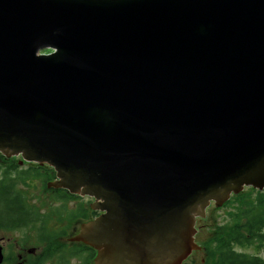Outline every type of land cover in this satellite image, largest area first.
Here are the masks:
<instances>
[{"label": "water", "instance_id": "95a60500", "mask_svg": "<svg viewBox=\"0 0 264 264\" xmlns=\"http://www.w3.org/2000/svg\"><path fill=\"white\" fill-rule=\"evenodd\" d=\"M0 149L106 212L58 243L182 264L210 202L264 190V0H0Z\"/></svg>", "mask_w": 264, "mask_h": 264}, {"label": "trees", "instance_id": "16d2710c", "mask_svg": "<svg viewBox=\"0 0 264 264\" xmlns=\"http://www.w3.org/2000/svg\"><path fill=\"white\" fill-rule=\"evenodd\" d=\"M54 168L47 166L24 167L16 161L0 162V229L20 230L23 232L19 242L21 245L28 242V232L37 227V235L41 243L50 242L54 251L42 254L44 259H51L54 264H68L74 257L72 248L61 249L56 241L59 232H49L50 216L45 212H39L38 208L32 206L27 200L24 191L18 189L19 182L27 183L30 179H45L48 185L54 179ZM28 181V182H29ZM48 182V183H47ZM47 192L59 203L55 207V213L62 216L67 210L66 204L72 199H77L62 189L44 187ZM68 194V195H67ZM226 206H233L229 212L228 219L223 221L215 230V239L208 244L211 252L206 257L207 264H264V256L260 254H249L241 251L238 247H253L261 249L264 247V190L252 188L249 191H241L235 194L225 203ZM69 211V222L87 215V206L79 202L77 206ZM63 222V220H60ZM67 247V248H66ZM62 250H67L62 252ZM91 254L86 264L95 256V250L91 248ZM30 264V263H29ZM84 264V263H81Z\"/></svg>", "mask_w": 264, "mask_h": 264}, {"label": "rangeland", "instance_id": "374dc122", "mask_svg": "<svg viewBox=\"0 0 264 264\" xmlns=\"http://www.w3.org/2000/svg\"><path fill=\"white\" fill-rule=\"evenodd\" d=\"M53 49L46 48L41 49L40 54L42 53H51ZM19 161L23 160L22 156L20 154L17 155V157L14 159L13 157H9L6 159L5 154H3L2 149H0V162L1 161ZM26 165H29L25 162ZM57 179V178H56ZM27 180V183L19 182V185H17L18 189L22 192L24 191V194L26 195L27 200L30 202V204L36 208H38L39 212H45L50 216L49 225L47 227V233L48 230L51 229L52 231L49 232H61L62 230H66V237H69L71 234L72 228H78L79 225H75V221L69 222L68 216H69V209L72 207H75L76 204H72L68 202L66 204L67 210H65L64 214L60 216L59 214L55 213V207L59 205L60 202L56 201L55 198L52 197V194L50 192H47L44 187H52L46 184L45 179H35V180ZM44 182V183H43ZM252 186H245L242 191H249ZM257 189V188H255ZM235 194L232 192L229 196V199L234 196ZM92 197V196H91ZM80 202H82L83 205L85 203L87 204L88 201L85 199H80ZM226 203V202H225ZM224 203V205H225ZM90 206V205H89ZM226 206V205H225ZM214 202H210V204L206 207V215L207 218H202L200 216L195 217V227L198 229V232L194 235L193 241L194 242H200L201 247L198 249H194L191 253V255L184 260L182 264H202V259H205L204 256H207L208 253L211 252L210 247H208V244H211L212 241L214 242V239L216 237L215 230L220 225H222L225 221L228 219L229 212L234 211L233 206H226L223 208V204L217 209ZM91 210V209H90ZM104 213V211H103ZM60 220H63L61 222ZM38 229L37 227L32 228L28 232V242L24 243V245H21L19 240L23 236V232L20 230H1L0 229V246L3 247V251L5 249V260L2 264H17L20 262V264H29V262L25 261L24 257L22 260L19 259V256H27L26 249L31 251V255L34 257L41 255L42 251L45 248V243H41L39 241L38 233L36 231ZM65 237V236H64ZM58 240V239H56ZM6 247V248H5ZM239 250L247 252L249 254H260L264 256V247L261 249L255 248L252 246L250 247H238ZM207 251V252H206ZM204 253V254H203ZM21 256V257H22ZM34 257L32 260H34ZM96 258V257H95ZM202 258V259H201ZM53 262L51 259L46 260V262H42L41 264H52ZM205 263L206 260H205ZM68 264H80L78 259H71Z\"/></svg>", "mask_w": 264, "mask_h": 264}, {"label": "flooded vegetation", "instance_id": "af4514ba", "mask_svg": "<svg viewBox=\"0 0 264 264\" xmlns=\"http://www.w3.org/2000/svg\"><path fill=\"white\" fill-rule=\"evenodd\" d=\"M22 157H23V154H20ZM8 159V158H7ZM11 161H13V160H8V162H11ZM20 161V160H19ZM15 162V161H14ZM26 162V161H25ZM20 163V162H19ZM30 164H33V162H29ZM21 164H22V162H21ZM45 166H47V164H44ZM28 167L29 166H32V165H27ZM47 167H49V166H47ZM50 168V167H49ZM55 173H56V171H55ZM68 191V190H67ZM68 192H70V191H68ZM71 193V192H70ZM77 194V193H76ZM68 195V194H67ZM76 197H77V199H72V200H70L69 202L70 203H72V204H76L75 206H77L78 205V203L80 202L79 200H80V198L81 199H85L86 201H88V203L86 204V206H87V215H86V217H82V218H79V219H83V220H86V221H88V220H92L93 218H95L96 216H99V215H101L102 213H103V210H101L100 208L98 209L97 208V204H98V202H96V200H95V198L92 196H90V195H81V194H77V195H75ZM60 202V204H62L63 202H61V201H59ZM90 205V206H89ZM220 205V204H219ZM226 206L223 204V208H225ZM73 208V207H72ZM91 209V210H90ZM200 211H202V210H200ZM199 211V212H200ZM105 212V211H104ZM203 212H204V210H203ZM197 216H199V215H197ZM76 220V219H75ZM64 236L66 237V230L64 229V230H62L61 232H59L58 233V235L56 236L57 237V239H60V238H64ZM1 240V239H0ZM59 244L61 245V249L62 248H65V245L66 246H68V248H72V251H73V255H74V257L73 258H75V259H78L79 260V262H80V264L81 263H84V264H86V262H87V258L89 257V255L91 254L90 252H91V248H93L94 250H95V256L93 257V259L89 262V264H92V262L94 261V259H95V257H96V255H97V250L93 247V246H91V245H89L88 243H85V242H83V243H78V242H76V243H71L70 241H69V243L68 242H59ZM45 248H44V250L42 251V253L43 254H45V253H49L50 251H54V248H51L50 247V242H47V243H45ZM6 248V247H5ZM67 248V247H66ZM26 251H27V256H25V255H21V256H19V259L20 260H22L23 259V257H24V259H25V261L27 262H29L30 264H41L43 261L44 262H46V260H48V259H44L41 255H39V256H36V257H34L33 255H31V251L30 250H28V249H26ZM67 250H62V252H66ZM207 252V251H206ZM4 253H5V249H4ZM204 254V253H203ZM209 256V253H208V255L207 256H204L205 257V259H202V264H207V263H205V260L207 259L206 257H208ZM33 257H34V260H32L33 259ZM73 258H71V259H73ZM206 262H207V260H206ZM17 264H20V262L19 263H17ZM52 264H54V263H52ZM201 264V263H200Z\"/></svg>", "mask_w": 264, "mask_h": 264}, {"label": "bare ground", "instance_id": "6f19581e", "mask_svg": "<svg viewBox=\"0 0 264 264\" xmlns=\"http://www.w3.org/2000/svg\"><path fill=\"white\" fill-rule=\"evenodd\" d=\"M31 180V179H30ZM44 183V182H43Z\"/></svg>", "mask_w": 264, "mask_h": 264}]
</instances>
